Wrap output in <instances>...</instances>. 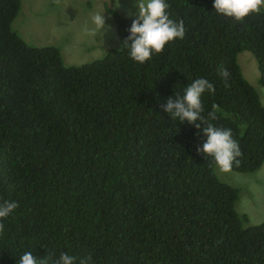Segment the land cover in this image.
<instances>
[{"label": "trees", "instance_id": "obj_1", "mask_svg": "<svg viewBox=\"0 0 264 264\" xmlns=\"http://www.w3.org/2000/svg\"><path fill=\"white\" fill-rule=\"evenodd\" d=\"M166 3L185 37L162 53L131 59L132 20L108 9L120 48L67 66L57 46H31L13 30L21 0H0V202L19 205L0 220V264L29 250L41 259L91 255L93 264H264V222L245 226L239 188L197 152L206 124L162 108L207 79L215 94H202L201 115L232 130L242 152L232 169L261 168L264 105L238 55L254 53L264 85V8L240 22L214 0Z\"/></svg>", "mask_w": 264, "mask_h": 264}, {"label": "rangeland", "instance_id": "obj_2", "mask_svg": "<svg viewBox=\"0 0 264 264\" xmlns=\"http://www.w3.org/2000/svg\"><path fill=\"white\" fill-rule=\"evenodd\" d=\"M134 3L135 0H120L121 6L117 8L116 0H21V9L12 28L31 46H57L65 65H82L103 58L111 49L120 48L117 23L108 9L133 20L136 17L129 12L138 11ZM94 13L104 14L105 27L111 26L104 36L100 31L95 35L87 31L95 29L91 19ZM238 63L264 105V85L259 82L256 56L249 50L242 51ZM215 172L223 182L239 188L236 209L248 216L245 226L263 223L264 164L248 173L233 169L224 173L216 166Z\"/></svg>", "mask_w": 264, "mask_h": 264}, {"label": "clouds", "instance_id": "obj_3", "mask_svg": "<svg viewBox=\"0 0 264 264\" xmlns=\"http://www.w3.org/2000/svg\"><path fill=\"white\" fill-rule=\"evenodd\" d=\"M120 0H116V7L119 8ZM138 9L137 12H129L130 16L136 18L132 20L131 27L128 29L130 35L124 41V46L129 49V56L136 62L144 63L151 59L153 52L160 54L165 46L176 38L184 39V21L178 23L169 18L167 9L169 5L166 0H135L133 5ZM264 7V0H214V9L217 13L234 18L236 21L243 22L246 17L253 13H260ZM95 29L87 30L95 35L100 31L104 36L111 26L105 27L104 14L94 13L91 17ZM103 30V31H102ZM130 41V43H129ZM220 77L227 81L231 76L230 71L223 64L217 67ZM206 91L215 94V87L205 78L195 79L184 89L183 95H176V98H169L167 103L162 105L172 119L180 122L187 121L197 129L201 128L200 121L206 124L203 134L206 141L202 147H197V152L207 159L211 157L215 166L224 173L232 170L233 164L239 165V157L242 156L239 144L233 139L231 129L218 128L208 123L201 115L203 105L201 96ZM208 119L215 120V106L213 111L208 113ZM18 203L13 200L0 202V220L7 218L15 209ZM4 225L0 223V235L3 234ZM18 264H93L91 255L78 258L67 253H61L57 258L54 253L48 252L45 258H37L31 250L26 251L18 260Z\"/></svg>", "mask_w": 264, "mask_h": 264}]
</instances>
